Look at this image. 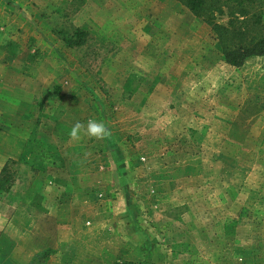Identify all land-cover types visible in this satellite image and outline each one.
Segmentation results:
<instances>
[{
  "label": "rangeland",
  "instance_id": "1",
  "mask_svg": "<svg viewBox=\"0 0 264 264\" xmlns=\"http://www.w3.org/2000/svg\"><path fill=\"white\" fill-rule=\"evenodd\" d=\"M3 166L0 264H264V55L176 0H0Z\"/></svg>",
  "mask_w": 264,
  "mask_h": 264
},
{
  "label": "trees",
  "instance_id": "2",
  "mask_svg": "<svg viewBox=\"0 0 264 264\" xmlns=\"http://www.w3.org/2000/svg\"><path fill=\"white\" fill-rule=\"evenodd\" d=\"M193 16L210 26L223 62L239 67L250 57L264 55V22H262L260 0H176ZM226 9L228 26L215 22L214 14ZM243 26V28H242ZM255 32V34H252ZM86 32L75 29L70 37H62L68 47H79L85 42ZM9 174L6 166L0 172V188H8ZM131 264V263H127ZM153 264V263H147Z\"/></svg>",
  "mask_w": 264,
  "mask_h": 264
},
{
  "label": "clouds",
  "instance_id": "3",
  "mask_svg": "<svg viewBox=\"0 0 264 264\" xmlns=\"http://www.w3.org/2000/svg\"><path fill=\"white\" fill-rule=\"evenodd\" d=\"M111 135V129L103 121H97L95 118H90L86 124L76 121L69 132V138L72 141H79L84 136L102 141L109 139Z\"/></svg>",
  "mask_w": 264,
  "mask_h": 264
}]
</instances>
